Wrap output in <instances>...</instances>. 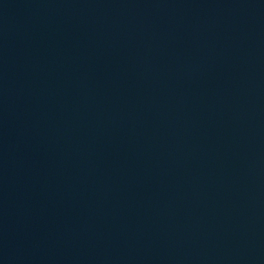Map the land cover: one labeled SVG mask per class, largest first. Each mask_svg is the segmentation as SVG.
<instances>
[{
  "label": "water",
  "instance_id": "obj_1",
  "mask_svg": "<svg viewBox=\"0 0 264 264\" xmlns=\"http://www.w3.org/2000/svg\"><path fill=\"white\" fill-rule=\"evenodd\" d=\"M0 264H264V0H0Z\"/></svg>",
  "mask_w": 264,
  "mask_h": 264
}]
</instances>
